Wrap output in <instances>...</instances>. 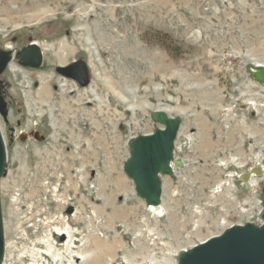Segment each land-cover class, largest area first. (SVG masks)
<instances>
[{
  "label": "rangeland",
  "instance_id": "1",
  "mask_svg": "<svg viewBox=\"0 0 264 264\" xmlns=\"http://www.w3.org/2000/svg\"><path fill=\"white\" fill-rule=\"evenodd\" d=\"M30 38L38 67L19 58ZM7 45L20 71L0 75L3 264H179L224 225L264 217V177L254 188L241 179L264 166L253 76L264 0H0ZM75 59L90 64V85L57 72ZM163 106L183 118V165L164 177L158 215L124 165L130 138L156 127ZM68 227L72 239L57 234Z\"/></svg>",
  "mask_w": 264,
  "mask_h": 264
},
{
  "label": "water",
  "instance_id": "2",
  "mask_svg": "<svg viewBox=\"0 0 264 264\" xmlns=\"http://www.w3.org/2000/svg\"><path fill=\"white\" fill-rule=\"evenodd\" d=\"M25 64L38 67L42 64L43 53L34 43L20 54ZM8 64L6 51L0 52V73ZM57 72L77 80L81 86L91 83V74L85 60L80 59L68 65L59 64ZM255 79L264 84V68L254 70ZM152 119L163 125L151 134H141L129 141L130 154L124 170L135 184L138 195L149 205H160L164 191L163 179L174 172L175 146L182 125L181 116H170L162 109L152 113ZM7 164V148L0 128V264L5 257V228L1 198V180ZM175 164L183 165L181 160ZM261 170V167H259ZM261 173V172H260ZM249 179V172L244 180ZM179 264H264V226L252 223L237 225L230 230L206 239L182 254Z\"/></svg>",
  "mask_w": 264,
  "mask_h": 264
},
{
  "label": "bare ground",
  "instance_id": "3",
  "mask_svg": "<svg viewBox=\"0 0 264 264\" xmlns=\"http://www.w3.org/2000/svg\"><path fill=\"white\" fill-rule=\"evenodd\" d=\"M46 48V47H45ZM259 64V67H260V65H264V63H258ZM11 68H12V70H14V71H20V68H18V66L17 65H15L14 63H11ZM264 67V66H263ZM261 68V67H260ZM163 111H165V112H167L168 114H171L172 112H173V109L170 107V106H163V107H160ZM159 128H163L161 125L159 126ZM153 132H155V131H153ZM152 132V130L150 131V132H148L147 134H151V133H153ZM145 134V133H144ZM175 160L176 159H174L173 160V165H174V172L176 173V166L178 165V164H175ZM181 166V165H180ZM240 167V166H239ZM243 167V166H242ZM263 171H261L260 170V168L259 167H255L254 169H253V171H255V173H252V172H249V179H248V183H249V186L250 187H252V188H254V187H256L257 185H259L260 183H261V181L263 180V179H261V177H264V168L262 169ZM261 172V174H259ZM248 173V172H247ZM131 179V178H130ZM261 179V180H260ZM132 180V179H131ZM134 183V182H133ZM163 186H164V183H163ZM136 189V188H135ZM136 193H137V191H136ZM138 194V193H137ZM164 194V193H163ZM139 196V195H138ZM140 197V196H139ZM141 198V197H140ZM163 198H164V195L162 196V205L160 204V205H149V204H147V208H148V210H151V211H154L155 213H157L158 215H162L163 214V211H164V203H163ZM143 199V198H142ZM144 200V199H143ZM146 202V201H145ZM240 224H242V223H240ZM225 227V229H227V228H229L231 225L230 224H228V225H224ZM227 226V227H226ZM69 228L70 227H68L67 229L65 228V230H64V232H63V235L65 234V232L67 233V234H69V236H70V238L72 239V231L71 230H69ZM224 229V230H225ZM63 230V229H62ZM71 232V233H70ZM71 234V235H70ZM74 237V236H73ZM207 239V238H206ZM206 239H204V240H206ZM72 241V240H71ZM52 245V244H51ZM50 244H49V246H50V249L52 248L53 249V245L51 246ZM194 245H196V243H194L193 244V246ZM192 246V245H191ZM184 250V249H183ZM106 252V251H105ZM105 252H103L102 254L104 255V253ZM60 255V254H59ZM100 255V254H99ZM100 259V257L98 256L97 258H95L93 261L91 260H88L87 258H84V261L87 263H96L98 260Z\"/></svg>",
  "mask_w": 264,
  "mask_h": 264
},
{
  "label": "flooded vegetation",
  "instance_id": "4",
  "mask_svg": "<svg viewBox=\"0 0 264 264\" xmlns=\"http://www.w3.org/2000/svg\"><path fill=\"white\" fill-rule=\"evenodd\" d=\"M61 64V63H60ZM62 65V64H61ZM5 70H3L2 72H4ZM1 72V73H2ZM1 73H0V75H1ZM2 82L3 81H1V79H0V84H2ZM4 83V82H3ZM4 94V95H3ZM2 95H1V92H0V100H1V98H2V96L4 97L6 94H7V90H4V93H3Z\"/></svg>",
  "mask_w": 264,
  "mask_h": 264
},
{
  "label": "built area",
  "instance_id": "5",
  "mask_svg": "<svg viewBox=\"0 0 264 264\" xmlns=\"http://www.w3.org/2000/svg\"><path fill=\"white\" fill-rule=\"evenodd\" d=\"M147 129H148V130H149V129L153 130L154 127L151 126V127L147 128ZM147 129H146V130H147ZM144 132H149V131H144ZM260 221L262 222V220H260Z\"/></svg>",
  "mask_w": 264,
  "mask_h": 264
}]
</instances>
